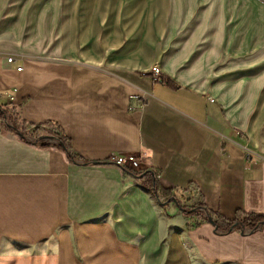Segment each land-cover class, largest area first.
Segmentation results:
<instances>
[{
    "label": "crops",
    "instance_id": "1",
    "mask_svg": "<svg viewBox=\"0 0 264 264\" xmlns=\"http://www.w3.org/2000/svg\"><path fill=\"white\" fill-rule=\"evenodd\" d=\"M11 109L82 159L0 128V264H264V225L182 209L264 214V0H0Z\"/></svg>",
    "mask_w": 264,
    "mask_h": 264
},
{
    "label": "trees",
    "instance_id": "2",
    "mask_svg": "<svg viewBox=\"0 0 264 264\" xmlns=\"http://www.w3.org/2000/svg\"><path fill=\"white\" fill-rule=\"evenodd\" d=\"M156 79L165 81L170 86H175L174 82L170 78L163 77L161 74H159ZM6 112L7 116L0 112V128L14 132L23 140L32 142L40 147L56 146L62 149L70 160L82 159L73 151L70 138L57 122L52 120H46L38 123L28 122L21 119L14 109ZM88 163L94 164V162ZM138 175H142V178L147 177L145 183L149 186L151 185L154 188V192L163 201L167 202L170 199L175 198V196L171 194L170 188H164L157 184L154 174H151L150 172H141ZM148 185H146L145 188H147ZM182 209L188 216H198L204 221L212 219L214 224L217 226L216 229L221 232H227L233 228L240 229V224H242L244 228L249 229H253L256 225H264V214L262 213H248L242 210H237L232 218H227L210 209L205 202H203V200H198L195 204L189 207L182 206ZM198 223V221L188 223L187 228L191 229Z\"/></svg>",
    "mask_w": 264,
    "mask_h": 264
},
{
    "label": "built area",
    "instance_id": "3",
    "mask_svg": "<svg viewBox=\"0 0 264 264\" xmlns=\"http://www.w3.org/2000/svg\"><path fill=\"white\" fill-rule=\"evenodd\" d=\"M7 61L12 62L13 61V56H7ZM21 67H17V69H20ZM151 72L154 75V79L158 78L160 74V68L158 66H153L151 68ZM7 99L9 101H12L13 96L8 94ZM140 155H133V154H115L110 156L107 161L115 164L121 168L125 169H132V170H138L140 167Z\"/></svg>",
    "mask_w": 264,
    "mask_h": 264
},
{
    "label": "water",
    "instance_id": "4",
    "mask_svg": "<svg viewBox=\"0 0 264 264\" xmlns=\"http://www.w3.org/2000/svg\"><path fill=\"white\" fill-rule=\"evenodd\" d=\"M94 163H97V162H94ZM156 194V193H155ZM157 195V194H156ZM174 202H176V199L175 198H173L172 199ZM212 224H214V222H213V220L212 219H210L209 220ZM259 225H256L253 229H256L257 227H258ZM214 227L215 228H217V226L214 224ZM243 229H244V226L242 225V224H240V231L242 232L243 231Z\"/></svg>",
    "mask_w": 264,
    "mask_h": 264
},
{
    "label": "rangeland",
    "instance_id": "5",
    "mask_svg": "<svg viewBox=\"0 0 264 264\" xmlns=\"http://www.w3.org/2000/svg\"><path fill=\"white\" fill-rule=\"evenodd\" d=\"M171 264H186V263L176 262V263H171Z\"/></svg>",
    "mask_w": 264,
    "mask_h": 264
}]
</instances>
